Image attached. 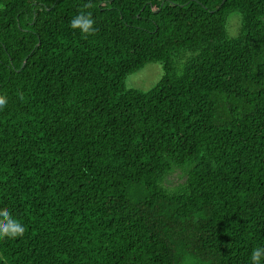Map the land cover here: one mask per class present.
<instances>
[{
    "label": "trees",
    "instance_id": "1",
    "mask_svg": "<svg viewBox=\"0 0 264 264\" xmlns=\"http://www.w3.org/2000/svg\"><path fill=\"white\" fill-rule=\"evenodd\" d=\"M80 10L94 34L69 28ZM150 61L155 86L126 88ZM0 94V210L25 227L0 264L264 246V0H0Z\"/></svg>",
    "mask_w": 264,
    "mask_h": 264
},
{
    "label": "clouds",
    "instance_id": "2",
    "mask_svg": "<svg viewBox=\"0 0 264 264\" xmlns=\"http://www.w3.org/2000/svg\"><path fill=\"white\" fill-rule=\"evenodd\" d=\"M88 5H85V9ZM92 14L87 10L76 12L69 20L68 26L74 31H78L84 36L92 35L96 32ZM7 97L0 94V110L7 104ZM24 225L11 215L8 209L0 210V239H14L24 234ZM249 264H264V246H257L249 256Z\"/></svg>",
    "mask_w": 264,
    "mask_h": 264
},
{
    "label": "rangeland",
    "instance_id": "3",
    "mask_svg": "<svg viewBox=\"0 0 264 264\" xmlns=\"http://www.w3.org/2000/svg\"><path fill=\"white\" fill-rule=\"evenodd\" d=\"M229 35L237 33L238 17L233 15L226 25ZM231 33V34H230ZM188 53L186 54V56ZM162 65L156 61L147 62L141 69L130 73L125 79L126 88H134L142 91H148L155 86V84L162 77Z\"/></svg>",
    "mask_w": 264,
    "mask_h": 264
}]
</instances>
